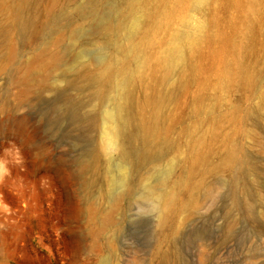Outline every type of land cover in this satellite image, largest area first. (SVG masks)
I'll return each mask as SVG.
<instances>
[{"label": "rangeland", "instance_id": "rangeland-1", "mask_svg": "<svg viewBox=\"0 0 264 264\" xmlns=\"http://www.w3.org/2000/svg\"><path fill=\"white\" fill-rule=\"evenodd\" d=\"M243 1L209 0L196 10L192 0H179L168 28L157 31L155 45L146 43L149 32L139 35L150 63V86L137 88L144 98L177 83L165 86L161 68L150 73L170 33L183 27L181 18L210 22L209 39L189 53L182 85L166 108L160 137L167 136L171 146L162 159L136 171L133 158L123 160L118 149L105 148L103 95L85 77L74 75L84 62L95 69L115 49V41L97 30L118 22L124 2L39 0L33 10L39 32L25 40L17 30L7 36L4 29H11L12 21L0 6V156L10 141L24 156V164L11 165V175L0 182V264H264V118L248 114L258 101L256 91L264 92V80L252 88L225 85L236 45L256 72L264 70V16L247 14L252 4ZM53 4H58V19L51 21ZM157 5L149 7L162 14L166 8ZM153 25L148 18L149 31ZM10 42L15 49L9 58ZM42 49V59L55 49L62 59L40 85L18 81L27 60ZM230 144L241 147L250 164L230 169L224 162ZM123 163L129 166L132 189L106 223L110 197L121 191ZM170 165V187L179 205L190 200L197 183L208 185L176 238L172 219L185 214L169 210L160 223L145 195L147 184Z\"/></svg>", "mask_w": 264, "mask_h": 264}, {"label": "bare ground", "instance_id": "bare-ground-1", "mask_svg": "<svg viewBox=\"0 0 264 264\" xmlns=\"http://www.w3.org/2000/svg\"><path fill=\"white\" fill-rule=\"evenodd\" d=\"M122 1L124 2V7L122 8L121 18L118 22L115 25L112 24L114 22L100 24L97 30V34L102 35L103 38L115 41V49L109 51L96 64L95 69L84 62L81 66H77L74 69V75L85 77L98 90L97 94L99 96L103 95L105 104V109L103 110L105 148L108 152L112 149H118L123 160L133 158L135 163L132 169L134 168V171H136L145 163L162 159L171 146V140L167 136L160 137L168 119L166 108L170 101L174 99L177 86L182 85V73L188 62L189 53L200 42L209 39L208 30L210 22L194 23L191 17L185 18L184 16L181 18L184 24L183 27L170 33L167 39L168 46L160 53L158 58L159 64L154 72L150 73L154 76L161 68L163 69L162 83L168 87L177 79L176 85L174 84L172 89H169L167 92L161 91L160 93H152L146 95L144 98H140L137 95V88L139 86L143 88L150 86L148 81L149 76L146 74L150 63L147 61L149 57L147 51L143 49V42L141 40L138 41L139 35L143 32H149L146 43L149 44V47L155 45L157 43V31L162 27L168 28L170 17L172 18L175 12L174 4L179 2V0ZM192 1L196 10L201 9L202 6L209 2V0ZM247 1L252 4L250 9L247 10V14L264 16V7H260V4L264 3V0ZM170 2L173 4H169ZM242 2L244 1L238 0L239 4ZM38 3L39 0H0L1 8L7 13L9 18L11 17L12 21V28L4 29L7 36L11 34L12 30H17L22 40H25V37H28L30 32H39V28L36 27L35 12L33 13V10H38ZM154 3L155 5L158 4L156 7L164 5L162 10L166 8L165 11L160 14V11H157L159 8H156L154 12L149 7L150 4ZM117 5L114 7H117ZM57 7L58 4H53L48 9L51 21L56 18L58 19ZM165 14H167L166 24H164L165 17L163 18ZM148 18L154 21L153 28L150 31L146 27ZM155 26H157V30L153 31ZM34 28L38 30L35 31ZM77 34V31H74L75 37H77ZM262 35L264 36V31ZM54 41L55 38H52L49 42L52 43ZM238 48V45L234 46L236 56L234 66L226 74L225 85L226 87H231L239 82L244 88L255 87L260 84L259 81L264 80V70L256 72V66H251L246 59L247 53H240L241 51L239 52ZM14 49L13 43L10 42L7 53L9 58ZM44 50L42 49L27 60L26 65L17 75L18 81L27 83L28 85H40V83L45 82L46 75L50 72L51 67H55L62 59V54L58 49L52 50L49 58L45 60L42 59ZM132 57L135 58L134 66L129 64V59ZM142 69L144 70L143 75L139 77ZM72 80L69 79L67 81L68 83H72ZM106 86H110L114 92H117L118 97L112 95L113 91L111 89L110 92L105 93L104 88ZM256 95L258 101L249 109L248 114L251 113L257 118H264V92L256 91ZM250 136L255 140L253 132H250ZM126 144H129L130 147L126 146ZM224 162L230 169L240 168L250 162V157L248 154L241 155V147L236 144H230L224 156ZM123 165L121 191L115 192L110 197L108 212L103 217V221L106 223L112 221V210L117 208L122 196L129 193L132 189L129 166L124 163ZM207 170H210L208 166L206 167ZM172 171L173 167L171 165L161 170L156 176L154 183L147 184L145 195L152 200L157 212V220L160 223L168 219L169 210H174L177 214H185L184 217L172 219L171 235L172 238H176L179 234V226L185 224L189 215L199 207V194L208 185L205 181L197 183L194 186L190 200L184 205H179L177 195L173 188L170 187ZM209 188L205 191L206 193Z\"/></svg>", "mask_w": 264, "mask_h": 264}, {"label": "clouds", "instance_id": "clouds-1", "mask_svg": "<svg viewBox=\"0 0 264 264\" xmlns=\"http://www.w3.org/2000/svg\"><path fill=\"white\" fill-rule=\"evenodd\" d=\"M24 156L21 148L14 142H9V146L3 150L0 156V182L11 175V165H23Z\"/></svg>", "mask_w": 264, "mask_h": 264}]
</instances>
